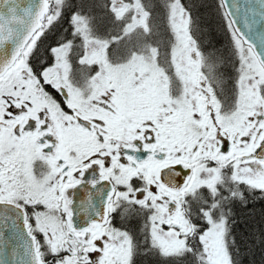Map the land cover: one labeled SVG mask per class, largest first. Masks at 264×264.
Instances as JSON below:
<instances>
[{
  "label": "snow or ice",
  "instance_id": "6c2138e0",
  "mask_svg": "<svg viewBox=\"0 0 264 264\" xmlns=\"http://www.w3.org/2000/svg\"><path fill=\"white\" fill-rule=\"evenodd\" d=\"M195 7L0 0V264H241L264 0L203 6L223 43Z\"/></svg>",
  "mask_w": 264,
  "mask_h": 264
},
{
  "label": "trees",
  "instance_id": "16d2710c",
  "mask_svg": "<svg viewBox=\"0 0 264 264\" xmlns=\"http://www.w3.org/2000/svg\"><path fill=\"white\" fill-rule=\"evenodd\" d=\"M76 2L78 3L79 0ZM190 2L196 6L194 14L199 12L203 24L208 25L215 39L223 43L224 37L219 31L213 9L203 7L214 4L215 0H190ZM232 216L233 234L241 249L239 256L241 264H264V246L261 245V239L264 238V199L257 196L249 198L246 204L237 202L233 206ZM141 263L153 264L148 259H138V264Z\"/></svg>",
  "mask_w": 264,
  "mask_h": 264
},
{
  "label": "rangeland",
  "instance_id": "374dc122",
  "mask_svg": "<svg viewBox=\"0 0 264 264\" xmlns=\"http://www.w3.org/2000/svg\"><path fill=\"white\" fill-rule=\"evenodd\" d=\"M200 1V0H199ZM203 16V15H202ZM200 19H201V17H200ZM205 23H206V21H204ZM201 23H202V25L207 29V30H209V26L207 25H205V24H203V22L201 21ZM142 264V263H141ZM145 264V263H144Z\"/></svg>",
  "mask_w": 264,
  "mask_h": 264
},
{
  "label": "water",
  "instance_id": "95a60500",
  "mask_svg": "<svg viewBox=\"0 0 264 264\" xmlns=\"http://www.w3.org/2000/svg\"><path fill=\"white\" fill-rule=\"evenodd\" d=\"M257 27H259V25H257Z\"/></svg>",
  "mask_w": 264,
  "mask_h": 264
}]
</instances>
